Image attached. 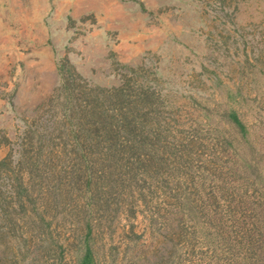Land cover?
<instances>
[{"label":"rangeland","instance_id":"obj_1","mask_svg":"<svg viewBox=\"0 0 264 264\" xmlns=\"http://www.w3.org/2000/svg\"><path fill=\"white\" fill-rule=\"evenodd\" d=\"M0 264H264V0H0Z\"/></svg>","mask_w":264,"mask_h":264}]
</instances>
